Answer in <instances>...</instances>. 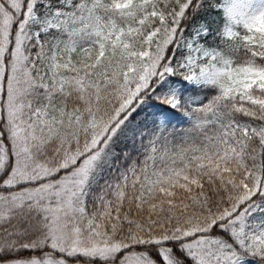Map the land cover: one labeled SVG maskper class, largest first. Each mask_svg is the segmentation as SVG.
I'll return each instance as SVG.
<instances>
[{
    "label": "snow or ice",
    "instance_id": "1",
    "mask_svg": "<svg viewBox=\"0 0 264 264\" xmlns=\"http://www.w3.org/2000/svg\"><path fill=\"white\" fill-rule=\"evenodd\" d=\"M0 264H264V0H0Z\"/></svg>",
    "mask_w": 264,
    "mask_h": 264
}]
</instances>
